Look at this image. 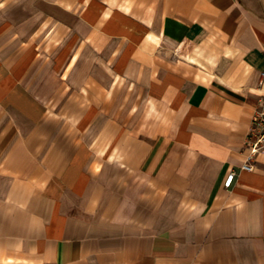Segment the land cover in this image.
I'll return each mask as SVG.
<instances>
[{
	"label": "crops",
	"instance_id": "1",
	"mask_svg": "<svg viewBox=\"0 0 264 264\" xmlns=\"http://www.w3.org/2000/svg\"><path fill=\"white\" fill-rule=\"evenodd\" d=\"M263 90L264 0H0V264H264Z\"/></svg>",
	"mask_w": 264,
	"mask_h": 264
},
{
	"label": "built area",
	"instance_id": "2",
	"mask_svg": "<svg viewBox=\"0 0 264 264\" xmlns=\"http://www.w3.org/2000/svg\"><path fill=\"white\" fill-rule=\"evenodd\" d=\"M246 144L249 152L245 156V160L241 165V170L252 171L254 159L258 155L264 156V90L258 95L255 110L252 114ZM235 172H230L225 181L224 186H230Z\"/></svg>",
	"mask_w": 264,
	"mask_h": 264
}]
</instances>
